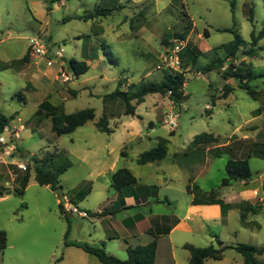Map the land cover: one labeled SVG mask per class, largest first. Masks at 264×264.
Segmentation results:
<instances>
[{
  "label": "rangeland",
  "instance_id": "374dc122",
  "mask_svg": "<svg viewBox=\"0 0 264 264\" xmlns=\"http://www.w3.org/2000/svg\"><path fill=\"white\" fill-rule=\"evenodd\" d=\"M97 8L108 15L83 19ZM186 15L194 25L190 44L198 46L204 55L197 64L187 59L184 62V92L188 99L177 107L179 127L172 134L165 124L166 115L174 106L168 95L147 96L139 106V117L126 115L122 100H104V96L114 92L120 81L124 91L144 82L161 83L167 70L164 43L184 31ZM263 28L264 0H0V113L14 118L11 123L15 126H25L21 132L25 156L60 152L71 162V168L60 178L63 192L57 194L49 186L39 185L33 170L23 197L13 192L15 178L7 167L0 165V185L10 191V195L0 197V230L8 237V246L0 253V264H60L57 259L64 258L66 240L86 243L91 234L95 240L104 239L101 221L91 215L82 218L71 214L64 207L67 220L61 215L59 200L68 199L76 206L73 199L89 184L94 189L77 200L78 209L91 214L103 211L110 167L117 159L122 163L121 152L128 154V165L143 169L152 181L148 169L137 163L141 153L154 149L160 139L171 141L168 146L173 152L192 136L204 133L232 145L222 157L209 156V163L205 161L207 154L198 156L191 170L198 174L196 184L220 196L223 192L237 195L244 189L259 193L257 202L252 199L255 205L243 203L248 209L247 227L242 225L240 214L244 209L240 206L239 210L231 209L228 229L217 224L206 227L226 245L248 244L264 249V77L250 83L257 92L254 100L238 87L237 80L226 83L218 70H203L213 59H226L224 46L235 36L224 30H235L243 39L244 50L250 47L252 32L259 33ZM39 33L50 50L45 57L30 49V39ZM259 46L264 47V39ZM57 51H62L63 58L55 57ZM27 52L29 60L23 62ZM72 57L86 61L90 70L79 79L70 73L71 81L65 82L60 70L68 71L67 62ZM49 60L64 64L60 68L50 67ZM241 60L239 54L233 63L238 65ZM245 62L255 75L264 74V49ZM225 84L235 90L222 98ZM213 96L218 98L215 104ZM46 99L60 106L65 114L94 109L96 118L72 134L59 136L52 131L51 119L38 115L39 105ZM260 108L261 113H257ZM157 111L162 113L158 118ZM104 115L114 130L111 134L96 127ZM150 121L154 126L149 125ZM241 150L251 154V181L247 186L237 181L232 183L233 187H222L228 161L241 157ZM203 166L206 168L202 170ZM188 174L190 170L183 175ZM251 206L257 208V214L250 210ZM200 245L210 246L206 240ZM73 252L66 264H92ZM184 252L178 251L183 254L178 255L182 264H186L188 254ZM83 256L101 264L95 257ZM237 257L241 258L238 252L229 251L225 260L213 262L237 264ZM259 257L264 261V253ZM117 258L124 261L127 256Z\"/></svg>",
  "mask_w": 264,
  "mask_h": 264
},
{
  "label": "trees",
  "instance_id": "16d2710c",
  "mask_svg": "<svg viewBox=\"0 0 264 264\" xmlns=\"http://www.w3.org/2000/svg\"><path fill=\"white\" fill-rule=\"evenodd\" d=\"M91 12L89 15L83 16L85 21L95 18L96 16H107L108 13L105 10L99 8ZM185 21V20H184ZM183 21V22H184ZM187 25L184 27V31L178 35V38L169 40L164 43V47H170L173 44L174 40H181L186 42V46L181 52V70L173 71L166 70L164 74V80L161 83L156 82H144L140 85H134L128 90H122V82L120 81L116 90L110 94L104 96V100H122L126 105V115H135V111L138 106L145 102V99L149 95L160 94L168 95L170 100L177 106L180 107L187 99L188 96L184 93V87L186 85V73L187 67L184 62L186 59L189 63L197 64L199 58L204 55V53L190 42H188V37L193 30V22L186 15ZM225 32H231L234 34L235 39L227 46H224L227 52L226 59L223 61L221 59H213L211 62L203 68L205 71L218 70L221 77L225 81H230L235 79L238 81V87L247 91L249 96L254 100H257V92L251 86V81L256 78L264 77V74L255 75L250 65L245 62V59L248 57H256L259 50H263L264 47L259 46V42L264 39V28L256 33L255 30L252 32V42L248 49H243V39L242 37L233 29L224 30ZM206 36H209V32L205 31ZM30 52V50H29ZM29 52L25 55L22 61L29 60ZM241 54L243 60L239 62L238 65L234 64V60H238V55ZM228 63V64H227ZM67 69L76 79H79L81 76L87 74L90 70V66L86 61H79L77 58H70L67 62ZM6 69V68H4ZM212 85L210 84V88ZM235 88L229 84H225L222 88V98H227L230 94L234 92ZM218 98L213 96V103ZM135 102V104H133ZM263 108L257 110V113H261ZM44 114L51 119L52 131L59 136L69 135L74 133L78 128L85 126L88 122L94 121L96 118L94 109H86L78 113L65 114L62 111L60 106H54L51 104L49 99H46L39 105L38 115ZM14 118H8L0 113V132H2L8 125L11 124ZM96 127L100 132L111 134L114 132L110 128L109 120L106 115L96 123ZM174 134V132H172ZM220 140L218 137L213 136L212 134L204 133L197 135L194 139L193 144H211L218 143ZM22 151V150H21ZM169 147L168 140L160 139L157 142V146L148 151H144L140 154L137 159L139 165H146L149 163H156L163 161L168 155ZM59 154H46V155H36L31 156L32 165L29 166L28 170L25 173H21L15 179L17 183L14 193L19 196H24L31 179V172L34 170L35 179L41 186H49L54 193L60 194L62 187L60 186V178L64 175L70 168L71 162L67 159L64 153ZM250 157L251 154L247 155L246 158H234L230 159L227 163L226 173L227 177L222 180L221 186L227 187L230 186L233 182L243 181L249 183L252 179V172L250 167ZM138 185V180L132 174V172L127 168H121L113 174L112 177V186L119 193H127V190ZM189 192L194 195L195 204H219L224 213L231 208V206L225 204L220 198L219 193L216 191L205 192L200 189L198 186L188 187ZM8 192V193H7ZM90 193V189L86 188L81 190L73 199L75 205L78 204L77 200L83 199ZM10 195L8 188H4L0 185V197ZM126 196V194H124ZM123 196V195H122ZM241 221L242 224L247 227L248 223L246 220L248 218L246 205L241 204ZM59 209L61 215L69 220L68 215L66 214L62 203H59ZM250 210L257 214L258 210L254 206L250 207ZM91 215L89 212H87ZM103 215V214H99ZM97 215V216H99ZM69 230L66 234L68 237ZM218 246L210 245L207 247H196L190 244L184 246L187 249L191 256L189 264H206L208 259L222 260L224 258V253L228 249H235L239 252L243 258V264H264V261L260 260L258 256L264 253L263 248H257L248 244H237L235 246H226L224 243L217 239ZM8 246V237L7 233L3 230H0V253H3ZM65 246H74L85 253L95 256L102 264H155L156 255L158 249V241L155 238L151 243L147 245H139L136 247H129L127 250V259L120 260L116 256L110 254L103 243L91 245L88 243L82 242H68L65 241ZM62 256L57 259V262L62 260Z\"/></svg>",
  "mask_w": 264,
  "mask_h": 264
},
{
  "label": "crops",
  "instance_id": "0c3cea01",
  "mask_svg": "<svg viewBox=\"0 0 264 264\" xmlns=\"http://www.w3.org/2000/svg\"><path fill=\"white\" fill-rule=\"evenodd\" d=\"M37 35H40V33ZM190 36L188 37V42L191 40ZM88 60L93 61L91 59ZM63 64V62H56V60H49L47 62V65L50 67L55 66L54 68H60ZM228 82L226 81V83ZM207 111H211V109ZM161 115L162 113L157 111L155 116L158 118ZM134 116H140L139 106ZM142 123L144 124V121ZM149 125L154 126V122L150 121ZM195 137L192 136L188 142L181 145V147H176V150L173 152H170L169 149L168 155L163 161L140 165L148 169L149 175L154 178L152 181L150 180L151 178L146 176L143 169L136 170L134 167L128 165V154L124 155L121 152L122 163L117 159L110 167V182L105 185L108 197L104 202L103 211H98L96 214H91L90 212L91 217L101 221L104 239L95 240L93 239L94 235L91 234L88 236L89 240L87 242L91 245L103 243L106 250L110 251V254L121 258L123 255L127 256L129 247L147 245L157 238L158 249L155 264H182L178 260V255H183L182 253L178 254L180 249L185 251L184 253H188L186 254V264H189L191 254L184 248L186 244L203 247L200 245V242H205L206 240L208 244L214 245L215 242V246H218L217 239L219 237L209 227L207 228L206 225L217 224L221 228L228 229L231 209L236 210L238 208L237 210H239V206L245 202L255 205L252 199L256 201L257 194L259 193L255 189L253 191L244 189L237 195L225 194L223 192L219 198L225 204L231 206L225 213L219 204H195L193 202L195 197L188 190L189 186H198L196 184L198 174L196 175L191 171L194 169L193 164L195 160L198 159L199 155L207 154L208 157L205 158V161L209 163V156L213 155L215 158L222 157V154L227 152V149L232 145V142L230 143L229 141L226 143L219 141L214 146H208L207 144L194 145ZM243 140H248V138ZM170 142L168 141V143ZM240 153L241 157L239 158H246L250 154L245 150H241ZM121 168L129 169L138 180L137 186L127 190V193L123 192V194L116 191L112 186L113 174ZM205 168L203 166L202 170ZM188 170H190V174L185 177L183 174ZM92 183L94 184V181ZM243 183L247 186V183ZM61 187V192H63V186ZM86 188L90 189V193L88 194L90 195L94 188L89 184L86 185ZM224 245L226 244L224 243ZM64 249L65 255L60 264H66L68 255H74L73 251H75V255L79 256L82 261L86 260L95 264V262L89 260V258H85L83 255L95 256L85 253L77 247L64 246ZM78 250L82 251L83 254H79ZM229 251L236 250L228 249L224 253L222 260L208 259L206 264H215L213 261L225 260ZM258 258L260 259L259 256ZM243 263V256L241 255V258L237 257V264Z\"/></svg>",
  "mask_w": 264,
  "mask_h": 264
},
{
  "label": "built area",
  "instance_id": "2783aa9c",
  "mask_svg": "<svg viewBox=\"0 0 264 264\" xmlns=\"http://www.w3.org/2000/svg\"><path fill=\"white\" fill-rule=\"evenodd\" d=\"M185 46V41L174 40L170 47H165L164 66L166 69L173 71L181 70L180 54ZM30 49L34 54L44 57L50 52L49 49H46L45 43L42 42L41 35H37L30 39ZM63 56L62 51H57L55 54V57L57 58H63ZM60 75L65 82L71 81L69 71L64 70V68H61ZM176 110L177 106L174 104L165 119V124L170 126L172 132H175L179 127L180 113ZM25 129L26 128L23 124L15 126L11 123L0 132V165L7 167L15 179L19 174L25 173L29 166L32 165L31 156H25L23 151H21V132ZM60 202L71 214H78L82 218L89 217V214L86 211H80L78 207L72 205L68 199H60Z\"/></svg>",
  "mask_w": 264,
  "mask_h": 264
}]
</instances>
